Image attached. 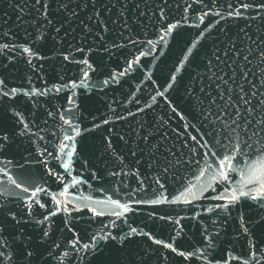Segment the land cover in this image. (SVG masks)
Here are the masks:
<instances>
[{
    "label": "water",
    "instance_id": "95a60500",
    "mask_svg": "<svg viewBox=\"0 0 264 264\" xmlns=\"http://www.w3.org/2000/svg\"><path fill=\"white\" fill-rule=\"evenodd\" d=\"M261 4L0 0V264H264V207H217L238 175L198 179L213 152L264 153Z\"/></svg>",
    "mask_w": 264,
    "mask_h": 264
},
{
    "label": "snow or ice",
    "instance_id": "6c2138e0",
    "mask_svg": "<svg viewBox=\"0 0 264 264\" xmlns=\"http://www.w3.org/2000/svg\"><path fill=\"white\" fill-rule=\"evenodd\" d=\"M39 2V0H38ZM46 7V5H45ZM252 7V5L249 4H244L243 8L248 9ZM259 8L264 9V4L259 5ZM237 15H240L239 12L236 13ZM203 17H201V20ZM176 25H171L167 27V32L170 33L173 31V28H175ZM58 31V29H57ZM163 39V37H161ZM148 43H152L151 41H148ZM6 47V46H5ZM195 47V45H193ZM25 52H29L30 50L28 48L24 49ZM150 54V53H149ZM141 55H145L144 53H141ZM67 59V57H65ZM83 63H87V61H83ZM139 63V57H137L136 60L132 61L129 63V68L132 67L133 64H138ZM125 71H128V69H125ZM119 75H124V73H120ZM86 78V77H85ZM115 79V77H113ZM173 81H175L176 77L173 76L171 77ZM109 81L105 80L104 83L107 84ZM0 84H2V81H0ZM171 87V85H169ZM18 91L17 89H12V92ZM27 94V93H26ZM3 95L7 96L9 95L8 92H3ZM252 95H255V93H252ZM243 100V97H241ZM244 103H248V101H244ZM261 104H264V100L260 101ZM249 112H251V109H248ZM235 123V121H233ZM260 123H264V117H261ZM66 124L69 125V127L73 128L74 131H76V134L79 135V130L76 128L75 125L72 124L71 120H66ZM246 123H251V121H247ZM228 127H231V125H228ZM247 130V129H245ZM264 130V129H262ZM252 135H258V132H253ZM66 141H71L74 140V137L72 135H66L64 137ZM0 140H7V136L3 135L0 136ZM219 143V141H217ZM245 144L248 142L245 141ZM206 147V145H204ZM226 147V146H225ZM251 147V145H249ZM60 151L65 152L68 161H71L72 155H73V149H68L67 146L64 143L60 144ZM235 153V154H233ZM204 157H208V153L205 152ZM247 157V159H244V157ZM212 157H215L214 162H209V160L204 161V167L200 169L199 172V178H203V176L208 173L210 169L215 168V171L213 173V180H218L222 185H230L234 181L232 180L233 175H238L239 176V181L236 183L235 187L231 188V191L229 192L227 188L224 189L225 193L224 195H217L214 197L217 200H223L226 201L223 205H217V207H223L227 208L230 205H235L237 203H240L242 199L245 200H251L253 202H257L260 204L261 207H264V153H256L249 155L247 152H244L241 150L240 145L237 143L233 145L231 149H227L223 153H221L219 156H217V153L213 152ZM197 164H200L201 161L197 160ZM243 165V166H241ZM63 168L67 171L70 169L71 165L70 163L66 162L63 163ZM5 176L8 174L5 172ZM8 179L11 181L13 185H15L16 188H21V185L17 183L15 179H12V177H8ZM203 190V186H201V191ZM23 192H28L29 189L27 187L22 188ZM41 189H36L35 192L32 193V195L35 197L38 192H40ZM67 189H65V192ZM3 193H0L2 195ZM63 195V193H62ZM197 197V193L194 191L193 187L187 188L186 191L181 192L180 197H177L176 200L172 201L173 203L179 202L181 197H183V202L184 203H190L191 200L189 197ZM53 200H56V197L52 198ZM88 199V198H86ZM154 203L156 201H153ZM36 203H39V201H36ZM57 205L61 203V201L56 200ZM65 204L69 203V201H65ZM98 203H104V202H98ZM111 205L114 206L115 209H118L120 211H113L111 214L115 215L117 217L121 216V212H128L130 211L129 206L127 204H122L120 203L119 200H111L110 201ZM43 207L44 205H40ZM31 207V205H29ZM76 205L73 204V208H75ZM0 208H4V204H0ZM89 211H92L94 215H103L102 212L96 211L95 208H89ZM211 211V209H209ZM30 214V213H29ZM8 215L11 216L13 220H16V216L14 213H8ZM50 215H56V211H52ZM48 217L45 216V220H47ZM19 223V221H16ZM38 223H44V221H38ZM243 226V225H242ZM137 230L135 228L131 229V232H136ZM245 232H247V228L244 229ZM3 233V227L0 226V234ZM44 235H47V232L44 233ZM125 237H120V239H124ZM97 238H94V240ZM98 239L100 240H108V239H117L116 237H112L111 234H107L106 236H101ZM155 243L157 244H163L165 248H169L172 251H176L174 247H172L171 244L168 243H163L161 240H155ZM209 246H211V241H209ZM75 247V245H73ZM89 245L85 244L84 248L87 249ZM95 250V248H93ZM3 253H0V256H2ZM67 255V253H65ZM179 255L184 256V252H180ZM32 252L31 251H26L25 252V257H31Z\"/></svg>",
    "mask_w": 264,
    "mask_h": 264
}]
</instances>
